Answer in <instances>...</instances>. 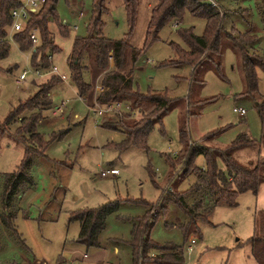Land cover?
Returning <instances> with one entry per match:
<instances>
[{
	"label": "rangeland",
	"instance_id": "obj_1",
	"mask_svg": "<svg viewBox=\"0 0 264 264\" xmlns=\"http://www.w3.org/2000/svg\"><path fill=\"white\" fill-rule=\"evenodd\" d=\"M94 1L57 0L55 8L59 21L67 28L62 29L56 22H50V30L59 47V51L53 54L51 66L56 64L58 73H49V70L34 66L32 49L23 51L14 40L10 41L9 56L0 60V123L6 122L11 111L35 93L38 84L52 80L53 76L63 78L51 92L52 107L43 110V118L37 125V132L48 144L47 157L35 162L32 171L35 186L20 202L16 218L17 228L24 238L29 233L27 218H35L33 226L38 234L39 229L44 232V248L52 256L50 264H57V250L61 248L60 243L55 244L52 240L55 235L64 237L67 232V244L70 246L77 240L80 224L69 222L70 212L99 207L116 199H144L157 204L164 200L166 191L173 190V187L186 190L195 182L194 174L185 179L178 175L182 165L174 159L184 150L180 135L183 127L194 141L204 142L207 138L206 145L222 148L241 132L246 131L256 140L261 135L255 104L264 96V68L256 69L259 81L257 92L243 94L245 83L241 56L222 36L221 52L203 59L192 75L194 66L182 59L183 52L190 49L182 32L191 29L196 35H202L207 23L204 16L187 9L181 19L169 20L158 31V38L146 45L156 0H138L133 29L124 0H106L102 13L103 35L114 40L127 39L131 46L141 50L135 64V88L141 93L163 94L172 99L162 122L157 123L148 135L146 146L121 151L118 144L124 140V134L120 130L105 128L103 124L106 121L117 124L119 120H128L131 110L125 104L106 107L97 103L102 78L99 75L92 76V82L97 84L95 90L81 97L67 62L74 38L89 35L88 24ZM205 1L210 3L212 0ZM214 1L225 13L221 19L222 34L226 31L242 33L253 27L250 32L256 33L258 42L264 39L256 0ZM217 64L221 65L220 72L216 70ZM10 68L12 71H9ZM36 69L46 74L38 76ZM24 70H28L29 75L24 83L19 84L16 79ZM86 77L90 81V77ZM63 102L64 111H57L56 107ZM92 107L102 109L103 115ZM239 107L246 111L242 116L235 110ZM29 114L16 118L8 127H3V134L0 133V209L3 175L17 170L24 158L25 148L17 142L15 133L23 116ZM210 132L214 133L201 139ZM234 156L242 163L253 160L256 157L255 147L236 150ZM195 164L204 167V157L199 155ZM218 164L224 168L221 161ZM110 168L118 169L119 173L103 177L101 172ZM49 201L58 207L47 210L45 204ZM165 205L167 210L159 216L151 238L161 245L174 244L183 248V264H256L251 256L249 238L254 233L255 212L264 211V199L258 202L251 192L239 194L236 205L214 207L208 220L199 222L200 234L187 238L181 227L188 223L189 216L171 200ZM147 210L145 203L124 202L119 211L107 219L103 232L106 235L100 240L102 248L88 250L86 246H80V254L88 252L89 256L97 255L92 264H135L130 244L133 220L144 216ZM40 213L46 216L38 217ZM192 239L196 243L194 250L189 252L187 248L193 245ZM2 242L0 264H19L17 250L22 249V244L9 237ZM26 243L40 259L29 240ZM14 258L18 263L11 261ZM77 259H80L77 263L71 261L69 264H89L88 260H81L79 256ZM143 264L156 262L148 259Z\"/></svg>",
	"mask_w": 264,
	"mask_h": 264
},
{
	"label": "trees",
	"instance_id": "obj_2",
	"mask_svg": "<svg viewBox=\"0 0 264 264\" xmlns=\"http://www.w3.org/2000/svg\"><path fill=\"white\" fill-rule=\"evenodd\" d=\"M156 0L149 22L147 42L157 39L158 31L171 19H181L182 13L189 10L191 13L204 16L207 20L205 31L202 35H196L191 29L184 30L182 36L188 42L190 49L184 51L182 59L192 64L193 74L210 54L221 52V39L225 36L233 49L241 56V70L245 83L243 94L252 95L258 90V76L256 69L264 68V49L258 53V36L248 31L231 34L226 31L222 34L221 19L224 12L217 3L212 0ZM57 0H45L40 9L31 12L29 20L20 31L10 36L13 23L11 10L20 6L19 0H0V60L9 56L14 40L21 50H31L32 63L37 68L50 70L54 53L59 51L54 40V34L50 30V22H56L62 29L55 8ZM128 14L130 27H135L138 9V0H124ZM106 0H95L92 17L88 24L89 35L77 36L73 40L72 50L68 56V66L71 78L81 97H85L90 91H94L95 82L92 76L101 78L100 85L104 90L100 91L97 98L98 104H125L130 110L128 120H119L120 123L104 122L105 128L122 131L125 138L118 144L121 151L131 147H145L147 138L157 123L162 122L163 116L169 111L172 99L167 95L157 93H141L135 88V64L141 50L131 46L127 39L114 40L102 33V13L105 10ZM256 8L260 21L264 27V0H256ZM244 10H241V12ZM37 30L39 44L32 47L31 33ZM68 32V31H67ZM51 57V58H50ZM173 62V61H170ZM221 65L217 64L216 70L220 72ZM9 71H12L10 68ZM90 77V81L86 76ZM60 76H53L52 80L38 84V90L26 101L11 111L6 122L0 123V133H4L3 127H8L21 115V126L15 137L18 143L25 148L24 158L18 169L3 175L2 204L0 209V249L2 240L12 238L19 244L25 245V238L19 232L16 225L18 202L20 197L35 186L32 175L34 164L41 158H46L48 144L43 136L37 132V125L43 118V110L50 109L53 101L52 90L62 82ZM99 85V86H100ZM255 109L260 120V139L251 138L244 131L239 133L227 146L214 147L204 142L191 139L186 128L180 131L181 142L184 150L174 156L182 165L178 175L183 179L191 174L195 175V182L186 190H173L165 192L164 200L157 204L144 199H116L99 207L85 208L70 212L69 222H79L80 231L77 242L87 248L100 249L101 235L107 227L108 217L119 211L124 202H141L148 206L146 214L134 218L130 244L133 250L135 264H143L145 261L154 260L156 264H183L185 255L183 248L174 245H161L151 238V232L161 214L167 210V201H173L185 214L189 216L188 223L181 228L185 238L189 235H199V222L207 221L214 207L220 204L228 206L236 205V198L244 192L257 194L259 186L264 183V156L260 149L264 148V96L255 104ZM133 115V116H132ZM214 132L204 135L208 137ZM245 147L258 148L255 159L242 163L238 161L234 152ZM202 155L205 159L204 167L196 166V158ZM218 161L222 162L224 170L220 168ZM173 176V175H172ZM174 178V177H173ZM175 179V178H174ZM172 179V182L173 180ZM6 237V238H5ZM251 256L256 264H264V211L257 210L254 216V233L249 238ZM157 252L153 254V252Z\"/></svg>",
	"mask_w": 264,
	"mask_h": 264
},
{
	"label": "crops",
	"instance_id": "obj_3",
	"mask_svg": "<svg viewBox=\"0 0 264 264\" xmlns=\"http://www.w3.org/2000/svg\"><path fill=\"white\" fill-rule=\"evenodd\" d=\"M253 29L254 28L251 27V30H253ZM251 30H249V31H251ZM258 39H259V37H258ZM262 42H264V39L261 38V42H260V40L258 42V49H260V50L264 49V44ZM67 62H68V59H67ZM55 66H57V65L55 64ZM58 70H59V68H58ZM49 73H54V72H49ZM45 74L46 73H44L43 75H45ZM43 75H41V76H43ZM37 90H38V87H37ZM93 108L94 107H92V109ZM257 152H258V148L255 149V154L256 155H257ZM260 154L264 156V148H261L260 149ZM54 178H56L55 175H54ZM55 188L58 189L57 187H55ZM31 189H33V188H31ZM31 189H28L20 197V200L18 202V205H20V202L24 199V197L31 192ZM56 189H55V191H56ZM254 196H256V199L258 200V202L261 199H264V183L259 186V189L257 191V194L254 195ZM45 205L47 207V210L50 209V208L51 209H54L57 206V204H54L53 202H50V201L49 202H46ZM41 216L44 217V216H46V214L45 213H42V214L40 213L38 215V217H41ZM33 220H35V218H32V219L27 218V225H28V232L29 233H27V238H25V245H21V244H19V243L16 242L17 244H19V245L22 246V249L19 250V248H18V250H17L18 251L17 254L19 255V258H20L19 264H39L40 262H38V261H40V259L41 260H44L45 262H51V259L50 258L52 256L44 248V242H45L44 239H46L45 236H44V232L41 229H39V234H38L37 231H35V228L33 226ZM79 231H80V229H79ZM78 234H79V232H78ZM104 235H106V232L101 235V241H102V238L104 237ZM28 240L31 243V245H33L35 247V249H36V251H37L38 256L40 257V259L39 258H36L37 255L34 253V250L30 247V245L28 243H26V241H28ZM52 240L54 241L55 244L60 243V246H61V248H59L57 250L58 251L57 264H69V262H71V261L77 263L78 262L77 260H80V259H77L78 256H79V258H81V260L86 259V260H88L87 262L89 264H92V261L94 262V258L97 256V255H90L89 256L88 252L87 253L86 252H82V255H81L80 254L79 247L80 246H85V245L80 244L77 241H73L72 244H71V246L68 245L67 244V240H68L67 239V232L65 233V236L64 237H60L57 234V235H55L53 237ZM49 241H50V239H49ZM57 248H58V246H57ZM89 249H91V248H88V250ZM8 258L10 259V257H8ZM11 261L12 262H17L15 258L14 259H11ZM44 261H42V262H44Z\"/></svg>",
	"mask_w": 264,
	"mask_h": 264
},
{
	"label": "built area",
	"instance_id": "obj_4",
	"mask_svg": "<svg viewBox=\"0 0 264 264\" xmlns=\"http://www.w3.org/2000/svg\"><path fill=\"white\" fill-rule=\"evenodd\" d=\"M19 1H20V6H17V7L13 8L11 10V17L13 19V23H12L11 30H10V34H11L10 36H12V34L14 32L20 31L23 28L24 24L29 20L31 12L37 11L45 3V0H19ZM211 3L215 4L213 1H211ZM30 38L32 40V47L33 48L39 44L40 40H39V35H38L37 30H34L31 33ZM49 72L58 73V67L57 66H53L50 69ZM35 73L38 76H41V75L44 74L39 69H36ZM28 75H29V71L28 70H24L20 74V76L16 79V81L19 84H22V83L25 82V80L27 79ZM98 89H99V91L104 90V88L101 85L98 86ZM116 105H119V104H116ZM104 106L111 107V106H115V105L105 104ZM64 107H65V103L63 102L60 106H57L56 109H57V111L63 112L64 111ZM93 110L95 112H97L99 115H103V113H104V111L102 109L93 108ZM235 110L239 113L240 116L244 115L245 112H246L245 109L241 108V107H239V108H237ZM118 173H119L118 169L110 168V169L103 170L101 172V175L103 177H106V176H109V175H117ZM191 243L193 245H189L188 248H187V250L189 252L194 250V244L196 243L195 239H192ZM39 264H50V262H45L44 261V262H40Z\"/></svg>",
	"mask_w": 264,
	"mask_h": 264
}]
</instances>
